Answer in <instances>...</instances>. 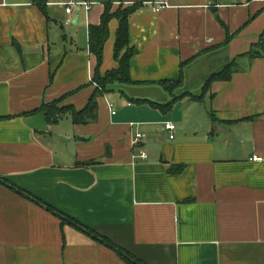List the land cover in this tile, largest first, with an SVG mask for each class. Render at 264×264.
I'll return each mask as SVG.
<instances>
[{
	"label": "crops",
	"instance_id": "0c3cea01",
	"mask_svg": "<svg viewBox=\"0 0 264 264\" xmlns=\"http://www.w3.org/2000/svg\"><path fill=\"white\" fill-rule=\"evenodd\" d=\"M68 1L46 14L0 0V175L85 228L0 181V264H131L88 230L146 264H264V0L144 4L129 18L132 83L99 97L88 124L51 123L33 111L82 110L95 89L88 31L106 5L68 14ZM111 1L114 14L140 0ZM119 26L101 75L128 50L116 58Z\"/></svg>",
	"mask_w": 264,
	"mask_h": 264
},
{
	"label": "trees",
	"instance_id": "16d2710c",
	"mask_svg": "<svg viewBox=\"0 0 264 264\" xmlns=\"http://www.w3.org/2000/svg\"><path fill=\"white\" fill-rule=\"evenodd\" d=\"M33 2L34 4H37L40 6V8L43 10L44 13L47 14L46 11V0H29ZM147 0H140L139 2L133 4L131 7H127L125 9L120 8L116 11V13H112V6L113 2L111 0H104L105 2V11L102 14V20L99 25H90L89 26V34H90V40H89V47L91 52H93L97 57L98 67L96 69V73L94 75L93 83L95 84V89L93 91V95L91 96L90 100L88 101V104L84 107L82 110H78L77 108H74V106H63L59 107V104L61 103L62 99H59L58 101L52 102V103H46L43 104L42 107L38 108L37 110L33 111L35 113H41L44 114L49 122L51 123H57L58 120L67 115L70 114L72 117L73 123H80V124H88L90 121H93L97 117L98 112V98L103 96L104 94L108 93L114 84L121 82V83H132L131 76H130V59L132 55L134 54L135 50L134 48H130L129 46V18L130 15L139 9L141 6H143L146 3ZM118 17L120 20V26L117 30V42H116V58L119 57L120 52L123 48L128 46L127 52L119 58L120 67L117 70L110 71L105 75L100 74V66L102 64L103 60V52H104V44L106 40L109 37V23L114 18ZM230 36L228 35L227 40H229ZM259 45L264 47V34L260 38ZM254 56V54H253ZM252 56V57H253ZM236 69V62H232L228 65H226L223 70L219 73L212 74L207 83L211 80H223V79H229L232 77V73ZM182 77L178 82H174L170 84V87H178L182 83ZM165 110H170L172 108V103H166L164 105H160ZM32 112V113H33ZM183 165H180L179 167L173 168L174 171H180L183 169ZM0 181L10 187H12L14 190L16 189L19 193L23 194L24 196H27L28 198H32L33 200L37 201L39 204L43 205L44 207H47V209L54 214L58 215L60 218L63 219V221H67L71 224H73L75 227L79 228H85L81 224H79L77 221L72 219L66 214L60 213L57 211L54 207H52L50 204H45L41 200H38L31 194L29 195L24 190L20 189L16 185L10 184L2 175H0ZM90 234H94L95 238L98 240H102L104 243H108L111 247H113L122 258H125V260L131 264H146L141 259L136 258L134 256H131L127 251H125L123 248L118 247L114 243H112L109 239H106L105 237H102L100 234L96 233L95 231L88 230Z\"/></svg>",
	"mask_w": 264,
	"mask_h": 264
},
{
	"label": "built area",
	"instance_id": "2783aa9c",
	"mask_svg": "<svg viewBox=\"0 0 264 264\" xmlns=\"http://www.w3.org/2000/svg\"><path fill=\"white\" fill-rule=\"evenodd\" d=\"M91 4H92L91 2H88L86 0L85 1H83V0H69L67 2V5H66V12L68 14H71V12L73 11L75 6L84 7V8H86V10H88V9H90ZM145 4L149 5L152 8V10H154L155 12H159V11H161V9L168 6V0H147ZM68 22H70V20ZM113 113H116V109L114 107H113ZM165 126H166V129L171 133H173L174 130L176 129V124H174L173 122H170V121L166 122ZM142 136L143 135L141 133H137L134 141L138 142L141 138H143ZM171 136H172V138L175 137V136H173V134H171ZM141 156L147 157V154L145 152H143L141 154ZM253 159L256 160V159H261V158L256 155L253 157Z\"/></svg>",
	"mask_w": 264,
	"mask_h": 264
},
{
	"label": "rangeland",
	"instance_id": "374dc122",
	"mask_svg": "<svg viewBox=\"0 0 264 264\" xmlns=\"http://www.w3.org/2000/svg\"><path fill=\"white\" fill-rule=\"evenodd\" d=\"M59 107H61V106L59 105Z\"/></svg>",
	"mask_w": 264,
	"mask_h": 264
},
{
	"label": "water",
	"instance_id": "95a60500",
	"mask_svg": "<svg viewBox=\"0 0 264 264\" xmlns=\"http://www.w3.org/2000/svg\"><path fill=\"white\" fill-rule=\"evenodd\" d=\"M85 231H87V230H85Z\"/></svg>",
	"mask_w": 264,
	"mask_h": 264
}]
</instances>
